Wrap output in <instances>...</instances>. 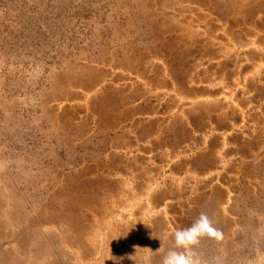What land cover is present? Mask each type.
I'll list each match as a JSON object with an SVG mask.
<instances>
[{"label": "rangeland", "instance_id": "374dc122", "mask_svg": "<svg viewBox=\"0 0 264 264\" xmlns=\"http://www.w3.org/2000/svg\"><path fill=\"white\" fill-rule=\"evenodd\" d=\"M201 214L200 264H264V0H0V264H162Z\"/></svg>", "mask_w": 264, "mask_h": 264}, {"label": "clouds", "instance_id": "9594fccd", "mask_svg": "<svg viewBox=\"0 0 264 264\" xmlns=\"http://www.w3.org/2000/svg\"><path fill=\"white\" fill-rule=\"evenodd\" d=\"M206 235L217 239L221 238V234L211 226L207 216L201 214L191 227L175 232V248L166 253L162 264H200L193 247L199 243L201 237Z\"/></svg>", "mask_w": 264, "mask_h": 264}]
</instances>
